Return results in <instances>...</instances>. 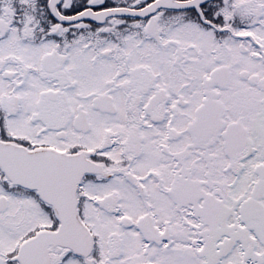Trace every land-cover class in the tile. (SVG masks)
<instances>
[{"label": "flooded vegetation", "instance_id": "1", "mask_svg": "<svg viewBox=\"0 0 264 264\" xmlns=\"http://www.w3.org/2000/svg\"><path fill=\"white\" fill-rule=\"evenodd\" d=\"M152 1L0 0V142L90 170L88 237L19 252L59 222L0 169V214L49 221L4 263L264 264V0Z\"/></svg>", "mask_w": 264, "mask_h": 264}, {"label": "water", "instance_id": "2", "mask_svg": "<svg viewBox=\"0 0 264 264\" xmlns=\"http://www.w3.org/2000/svg\"><path fill=\"white\" fill-rule=\"evenodd\" d=\"M58 1L50 0L51 12L55 11ZM171 4L172 0H154L141 12L149 14L157 7ZM110 13V11L92 12L87 9L70 20H91L102 23ZM75 164L77 162L72 156L51 149L28 151L10 143L0 142L1 172L12 184L35 190L42 201L53 206L59 222L56 231H39L34 238L23 242L19 252L32 242L45 243V245L56 244L60 235L65 237L69 233L73 237H88V230L76 211L75 191L82 175L90 170L70 169V166ZM1 201L4 200L1 199Z\"/></svg>", "mask_w": 264, "mask_h": 264}, {"label": "rangeland", "instance_id": "3", "mask_svg": "<svg viewBox=\"0 0 264 264\" xmlns=\"http://www.w3.org/2000/svg\"><path fill=\"white\" fill-rule=\"evenodd\" d=\"M102 1L103 0H98V2H102ZM106 1H108V0H104V2H106ZM88 2H89V0H88ZM106 48H108V46L103 45V47H101L99 49V51L102 53L106 50ZM99 76L100 75H98V77ZM106 77H107L106 75L99 77V79L97 81V87H96L97 92H101L104 90L102 88L104 87V81L106 80ZM0 181H1L0 182V194H1L3 192H6V187L4 186V178L3 177L0 178ZM12 196H13V198H15L16 195L12 194ZM31 211H34V212L37 211V206L35 204H32ZM17 222L19 224H17ZM48 222L49 221H47L45 219H30V220L21 222V221H17V220H13V219H8L7 217H4L0 214V263L6 264L3 262L4 258L7 255L6 251H9L12 249L13 244H14V242L18 236L26 233V231L30 228L42 226Z\"/></svg>", "mask_w": 264, "mask_h": 264}]
</instances>
